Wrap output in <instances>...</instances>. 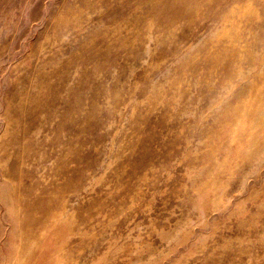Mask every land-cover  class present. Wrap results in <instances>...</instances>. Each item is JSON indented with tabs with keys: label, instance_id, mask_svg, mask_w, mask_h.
I'll return each mask as SVG.
<instances>
[{
	"label": "rangeland",
	"instance_id": "obj_1",
	"mask_svg": "<svg viewBox=\"0 0 264 264\" xmlns=\"http://www.w3.org/2000/svg\"><path fill=\"white\" fill-rule=\"evenodd\" d=\"M0 264H264V0H0Z\"/></svg>",
	"mask_w": 264,
	"mask_h": 264
}]
</instances>
